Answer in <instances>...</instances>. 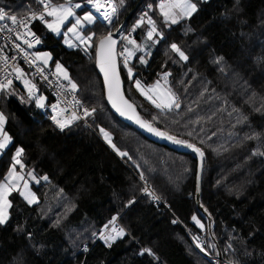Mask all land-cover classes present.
<instances>
[{
	"label": "trees",
	"instance_id": "1",
	"mask_svg": "<svg viewBox=\"0 0 264 264\" xmlns=\"http://www.w3.org/2000/svg\"><path fill=\"white\" fill-rule=\"evenodd\" d=\"M139 1L115 0L112 25L106 28L95 21L84 31L95 32L97 40L138 5L124 31L142 39L151 25L143 20L137 26V20L148 6L161 36L146 63L133 57L130 64L129 57L128 67L145 85L168 73L181 107L157 109L137 90L120 60L125 92L157 128L203 150L201 203L212 217L223 264H264V0H196V11L176 23L165 19L158 6L161 0ZM41 4L0 0L6 18ZM89 9L84 4L77 13ZM36 29L43 36L37 52L52 55L50 63L38 55L40 62L52 67L56 61L64 62L80 98L95 112L87 116L90 126L79 122L61 129L18 85L11 83L2 91L0 107L11 143L0 156V181L19 148L23 167L15 166L26 177L33 171L41 179L29 182L37 202L30 204L20 189L10 195L9 218L0 225V264H218L207 218L196 204L195 154L145 137L111 111L94 47L89 52L69 48L63 43L64 33L57 35L46 24ZM172 44L188 59H181ZM101 127L131 159L120 156L102 138ZM144 182L168 202L169 209L152 204L143 191ZM115 215L124 235L109 244L100 238L89 251H81V245L91 242L94 233H103ZM195 234L204 240L200 249L194 244ZM145 248L155 255H141Z\"/></svg>",
	"mask_w": 264,
	"mask_h": 264
},
{
	"label": "built area",
	"instance_id": "2",
	"mask_svg": "<svg viewBox=\"0 0 264 264\" xmlns=\"http://www.w3.org/2000/svg\"><path fill=\"white\" fill-rule=\"evenodd\" d=\"M171 2L170 0H163ZM76 0H64L62 3H76ZM82 2V1H81ZM99 9L94 3H89L88 0H83V4L88 6L95 13L96 18L101 21L106 27H110L117 16V6L114 0H98ZM52 2L44 0L38 9L29 10L17 17V21L13 23L11 19L5 18L0 20V84L5 87L0 88V101L2 91L11 83L21 87L26 96L35 102L43 97L40 107L49 118L57 124L67 123V126L82 122L90 126L89 120L84 116L86 104L79 96L78 86L75 90L71 88V84L66 79L61 78L52 66H46L40 62L37 49L42 42L43 36L37 31L36 26L47 24L50 17L47 12L52 8ZM74 5V4H73ZM50 6V7H48ZM115 9V11H113ZM104 14H108L109 19L104 18ZM43 15V19L39 18ZM142 18L146 16L145 11L139 13ZM31 44V47H29ZM124 45L119 46L118 53L123 51ZM127 56V53L124 54ZM124 56H120V60L124 61ZM19 69V72L16 70ZM31 89V95L29 90ZM177 101L181 102V96L177 91H174ZM0 113L1 107H0ZM75 115L76 119H72ZM56 117V121L52 118ZM58 125V124H57ZM145 187L149 191H154L160 197L159 200H153L152 204L162 210L169 209L168 202L159 195L148 183L144 182ZM116 219L110 220L111 223L102 233L96 232L92 235V241L85 242L81 245V251H89L92 244L102 238L103 234L109 231L119 230L120 225L118 216ZM195 239V238H194ZM200 245L203 244L201 237L196 236ZM195 239V240H196ZM227 264H233L225 261Z\"/></svg>",
	"mask_w": 264,
	"mask_h": 264
},
{
	"label": "snow or ice",
	"instance_id": "3",
	"mask_svg": "<svg viewBox=\"0 0 264 264\" xmlns=\"http://www.w3.org/2000/svg\"><path fill=\"white\" fill-rule=\"evenodd\" d=\"M44 0H41V3H43ZM89 3H94L95 6L97 7V9H99L100 5L98 3V0H88ZM50 7V6H48ZM76 7H79V5H76ZM164 5H161V9L163 11ZM169 8L170 9H175V8H179L181 12H183L185 15H191L193 12L196 11V4L195 3H190L189 0H172V2L169 4ZM60 14L57 15L58 9L53 7L51 8V11L47 12L48 16H55L56 20L54 23H49L48 27L51 28L53 31H59L60 30V25L64 23V21L70 17L73 13L71 8H65L63 5L60 6ZM113 11H115V9H113ZM165 18L167 19L170 15L169 12H164L163 13ZM6 18L5 16V11L3 8H0V20H4ZM9 19H11V21L13 23H15L17 21V17L16 16H10L8 17ZM41 19H43V15H41V17H39ZM104 18L107 20L109 19L108 14H104ZM94 16L91 13H86L83 17V21H86L88 24L93 23L94 21ZM143 19L138 22L139 23H143ZM147 23L149 25H151V29L147 32V38L148 40H151L153 38V34L157 31L154 22L152 21L151 18H149L147 20ZM172 23H176V18L175 15L173 14V18H172ZM77 26H81L82 25V21L81 19H77L76 23L68 29L69 32H74L77 28ZM133 31H135V28L133 29ZM93 36H89L87 38L85 37H81V42L82 43H86V41H91L93 40ZM130 44H136L135 40H129ZM29 47H31V44H29ZM171 48L174 52H177L180 56L181 59L183 60H187L188 57L184 54L183 51H181L178 46L176 44H172ZM127 53V56H124V54ZM120 56H124V66L127 68L128 71V76L130 79L134 80V86L137 88V90L140 91L141 95H144L149 101H151L154 106L157 109H161V110H169L171 111L172 108H176L179 109L181 107L180 103L177 101V98L175 97V95H168L165 98L161 99V102H157L156 99H154L151 95H148L147 92L145 91L144 87H142L141 85V81L135 79L134 74H133V70L131 67H128V58L131 57L133 55V53L127 48L125 47L123 49V51H121L119 53ZM45 56H47V54H45ZM116 57H117V51H116V41L112 38V34L109 33L107 36L102 37L99 40V44L97 46V51H96V58H97V66L99 67L100 71L103 73L104 75V81H105V87L107 90V98L108 100L111 102L112 107L121 115V116H127L128 119H133L132 115H128V113L123 110V108L121 107V105H125L127 107V109L131 110L134 114H135V107L132 103H129L128 99L125 98L122 89H121V83L119 80V73L117 71L116 68ZM141 62L144 63L145 61L143 60V58H140ZM57 70L58 71H63V69L61 68V65L58 63L56 65ZM17 72H19V69L16 70ZM66 75V74H65ZM168 74L166 73L165 76H167ZM67 78V76H66ZM69 83L71 84V88L73 90H75L77 88V85L75 83H72L71 81H69ZM159 85V81H157V87ZM5 87V85L0 84V88ZM152 88H149L148 91H152ZM30 95H31V89L29 90ZM43 99V97H41L40 99H38L36 101L37 105L40 107H43V104H41V100ZM191 111V109H190ZM95 112V109H92L91 111L87 108L84 109V116H90ZM77 117H75V115L72 117V119H76ZM54 121H56V117L54 116L52 118ZM156 117H153V120H155ZM57 124L59 125V127L61 129H63L64 127L67 126V123H71V120H69L67 123H60L59 121H56ZM135 122L141 127L146 129L148 132L153 133L159 137L162 138H166L174 143L177 144H187V147L192 148L196 153L199 154V156L201 157V159H203L204 157V152L200 147H197L195 144L192 143H187L184 140H180L175 136L172 135H168L165 132L160 131L158 128L153 127V125L145 120L140 119V117L138 115L135 116ZM5 123V117L2 113H0V133H3V139L0 140V149H4L6 147V145L9 142V137L7 136L6 133L3 132V125ZM99 131L102 133L104 139L109 143V145L115 150L117 151V153L122 156V157H128L129 159H131V157L129 156V153L126 151H120L119 148H117V146L115 145V143H113L111 136L109 134L108 131H106L103 127H101L99 129ZM189 135L191 136L192 133H189ZM201 143H203V141H201ZM22 149H17L16 155L13 157L14 160V164H13V169H10V172L13 171L15 169V165L16 164H20L21 167H23L21 161L18 159V157L21 155L22 153ZM28 175H33L32 173H29ZM7 179V178H6ZM17 180H23L24 178L21 176H17L16 177ZM44 179L46 180L47 177H44ZM141 179L145 180V176L143 174V172H141ZM198 179H199V174H198ZM25 187H27V183H25ZM12 185H6V184H0V225H3L7 222L9 215H8V210L11 208V203L8 200V196L10 194ZM143 191H145L147 194H149L153 200H159L160 197H158L154 191H149L148 187H145L143 189ZM21 195H23V193H21ZM29 195H32L31 193ZM26 199L28 197H25ZM36 198L34 195H32V198L28 200V202L31 204L33 202H35ZM129 203H132V201H129ZM116 219V217H113V221ZM192 219L194 221L197 222V224H199L200 222L197 220L196 216H193ZM111 223V222H110ZM175 223V221H174ZM202 226V225H201ZM107 227V226H106ZM118 235L122 236L124 235V230L120 229ZM117 237H108V239H116ZM197 247H200L199 244H197ZM229 247H231V245H229ZM201 251H204L203 248H201ZM147 253L148 255H155L151 249L145 248L142 250L141 255Z\"/></svg>",
	"mask_w": 264,
	"mask_h": 264
},
{
	"label": "rangeland",
	"instance_id": "4",
	"mask_svg": "<svg viewBox=\"0 0 264 264\" xmlns=\"http://www.w3.org/2000/svg\"><path fill=\"white\" fill-rule=\"evenodd\" d=\"M115 1V0H114ZM171 2H172V0H170ZM171 2H164L163 0H161V1H159L158 2V6H159V9L162 11V9H161V5H164V8H163V11H162V13H164V12H172V13H170V15H169V17L166 19L168 22H171L172 23V18H173V14L175 15V18H176V22H178L179 20H181V18H183V17H188L189 15H185L183 12H181L180 11V9L179 8H175V9H170L169 8V4L171 3ZM189 2L190 3H195L196 4V8H197V2H196V0H189ZM64 4H66V5H64V7L65 8H71V10H72V15L70 16V17H68L65 21H64V23L63 24H61L60 25V30L57 32V31H53L51 28H49V29H51V31H53V32H55L56 34H60V33H65V34H67L68 35V37L70 38V45L72 46V47H82V48H85L86 47V51L87 52H89L90 50L92 51V49H93V47L96 49V43H97V41H98V39L96 40V35H95V32H91V33H87V32H85L84 31V28L86 27V26H89V25H86L87 23H86V21H83V17H84V15L86 14V13H91L93 16H94V18H95V20L96 21H100V20H98L97 18H96V15H95V13L94 12H92L90 9L89 10H86V11H84V12H82L81 13V15L80 14H78L77 12H78V9H81L82 7H83V2H81V1H78V2H76V3H73V4H70V3H64ZM116 4V3H115ZM76 5H79V7H76ZM53 7H55V8H57L58 9V12H57V15H59L60 14V11H59V9H60V5L58 4V3H53L52 4V8ZM51 11V10H50ZM142 11H145V14H146V16L147 15H149L148 14V6H144L143 7V10H141L140 12H142ZM194 13V12H193ZM192 13V14H193ZM191 14V15H192ZM190 15V16H191ZM165 17V16H164ZM149 18H151L152 19V21L155 23V20L152 18V17H147V18H139L138 20H137V24H138V22H140L142 19L143 20H148ZM77 19H81V21H82V25H83V27H81V26H77V28H76V30L74 31V32H69L68 31V29L69 28H71L75 23H76V20ZM55 20H56V17L55 16H52L51 17V19L49 20V22L47 23V27H48V24L49 23H54L55 22ZM100 23H101V21H100ZM123 23V22H122ZM121 23V24H122ZM94 24V23H93ZM92 24V25H93ZM102 24V23H101ZM120 24V25H121ZM139 24H142V23H139ZM65 25H67V26H65ZM120 25L117 27V28H114V30L113 31H111L110 33H112V32H115V31H117L118 29H119V27H120ZM63 26V27H62ZM70 26V27H69ZM105 26V25H104ZM69 27V28H68ZM106 27V26H105ZM107 28V27H106ZM151 29V26H150V28H149V30ZM136 30V29H135ZM148 29H147V31H146V34H145V36L144 37H142V39H136L135 38V36L132 34H128V35H126L125 36V38H124V46L125 47H127L132 53H133V55L130 57V64H131V62L133 61V60H131L133 57H135V58H137L138 57V61L139 62H141V59L140 58H143V60L145 61L144 63H146L147 62V59H148V56L153 52V49H154V47H155V44H157V41H158V39L160 38V36H161V33L158 31V29L156 28V32L153 34V38L151 39V40H148V38H147V32L149 31ZM131 33H133L134 31L132 30V31H130ZM89 36H93L94 38H93V40H91V41H86V43H83L82 44V42H81V37H85V38H87V37H89ZM129 40H135L136 41V44H130L129 43ZM43 52H47V51H43ZM41 59L42 60H45V59H47L46 58V56L44 55V53H41ZM94 58H95V56H94ZM44 63H45V61H43ZM60 64L61 65V68L63 69V71H58L57 70V67H56V65L57 64ZM122 64H124V62H122ZM53 66H54V68H55V72L61 77V78H63V79H66L67 81H71L72 83H74V78L72 77V75H71V72H70V69H69V67L64 63V62H62V61H56L55 63H53ZM66 74V75H65ZM165 74L166 73H162L161 75H160V77L156 80V81H159V85H158V87L156 86L157 85V82L155 83V84H150V85H145V84H143L142 82H141V85L144 87V89H145V91L147 92V94L148 95H151L154 99H156V100H158L159 102H161V99L162 98H165L166 97V95L163 93V89H167L170 93H171V90H170V85H169V81H168V77H169V75H167V76H165ZM168 74V73H167ZM66 76H67V78H66ZM149 88H152L153 90L152 91H148V89ZM159 91H161L162 93H163V97H162V95L160 94V92ZM172 95H174L173 94V92H172ZM168 96V95H167ZM106 130V129H105ZM106 131H108V130H106ZM109 132V131H108ZM6 133V132H5ZM7 134V136L10 138V136L8 135V133H6ZM100 134H101V136H102V138L104 139V137H103V135H102V133L100 132ZM109 134H110V136H111V139H112V135H111V133L109 132ZM3 139V137L2 138H0V140H2ZM105 140V139H104ZM106 141V140H105ZM113 141V140H112ZM9 142L11 143V139H9ZM107 142V141H106ZM108 143V142H107ZM109 144V143H108ZM19 149H21V148H19ZM18 159H19V157H18ZM32 174L33 175H29V177H26L25 179L26 180H28L27 181V194L25 195L26 197H28L27 199L29 200V199H31L32 198V195H34L35 196V198H36V200H35V202H37L38 201V197H37V195H36V193H35V191L32 189V187H30L29 186V182H31V180H33L34 182H38L41 178L40 177H38L33 171H32ZM10 175H11V172H10ZM45 177V176H44ZM44 177H43V179H44ZM149 184V183H148ZM150 185V184H149ZM151 186V185H150ZM32 194V195H29V194ZM35 202H33V203H35ZM198 220V219H197ZM201 220V219H200ZM202 227V235H205V228H204V226L202 225L201 226ZM118 233H119V230H114V231H109V232H107L106 234H103L102 235V240L104 241V242H106V243H111V242H113L114 240H116L117 238H119V237H121L120 235H118ZM123 236V235H122ZM194 237H193V239L195 238L196 239V236H198L197 234H195V235H193ZM108 237H117L116 239H114V240H112V239H108ZM194 239V244H195V246L197 247V244H199V242L197 241V239L195 240ZM202 239V238H201ZM203 240V239H202ZM203 244H204V240H203ZM202 244V245H203ZM200 245V244H199ZM202 245H200V247L202 246ZM200 247H197V249L199 248L200 249ZM212 256L210 257V259H213V260H215V255H213V254H211ZM217 258V257H216Z\"/></svg>",
	"mask_w": 264,
	"mask_h": 264
},
{
	"label": "water",
	"instance_id": "5",
	"mask_svg": "<svg viewBox=\"0 0 264 264\" xmlns=\"http://www.w3.org/2000/svg\"><path fill=\"white\" fill-rule=\"evenodd\" d=\"M143 0H140L138 4H140ZM138 6V5H137ZM136 6V7H137ZM135 7V8H136ZM135 8L131 11V13L135 10ZM130 13V14H131ZM130 14L128 15V17L130 16ZM128 17L123 21V23L120 25L119 29L115 32H112V38L116 41V51H117V57H116V68H117V71L119 73V80H120V83H121V89H122V92L125 96L126 99H128L129 103H132L135 107V114L127 109V107L125 105H121V107L123 108V110H125L128 115H132L133 116V119H128L127 116H121L113 107H112V104L111 102L108 100L107 98V90H106V87H105V81H104V75L103 73L100 71L99 67L97 66V58H96V51H97V46L99 44V40L104 37V36H107V35H104L102 36L101 38L98 39L97 43H96V49H95V66H96V69L98 71V73L100 74L102 80H103V85H104V90H105V100H106V103L108 104L109 108L111 109V111L122 121H124L125 123L129 124L130 126L134 127L137 131H139L140 133H142L145 137L157 142V143H160V144H163V145H166L174 150H177L179 152H184V153H194L195 156L197 157V182H198V188H197V195H196V204H197V208L199 210V212L207 218V227H208V231L212 237V240L215 242V245L217 247V251H218V264H223V261H222V251H221V248L216 240V238L214 237L213 235V220H212V217L210 216V214L206 211V209L204 208V206L202 205L201 203V174H202V167H203V159H201V157L199 156L198 153H196L192 148H189L187 147V144H177V143H174L166 138H162V137H159L153 133H150L148 132L146 129L144 128H141L136 122H135V116L138 115L140 117V119L142 120H145L149 123H151L150 121H148L147 119H145L143 117V115L141 114V112L139 111L137 105L127 96L126 92H125V84H124V79L122 77V72H121V65H120V58H119V53H118V50H119V46H120V43L124 40L125 38V31H124V23L127 21ZM153 125V127H156L153 123H151ZM157 128V127H156ZM160 131L162 132H165L163 131L162 129L158 128ZM166 133V132H165ZM168 134V133H167ZM170 135V134H168ZM198 174H199V179H198Z\"/></svg>",
	"mask_w": 264,
	"mask_h": 264
},
{
	"label": "crops",
	"instance_id": "6",
	"mask_svg": "<svg viewBox=\"0 0 264 264\" xmlns=\"http://www.w3.org/2000/svg\"><path fill=\"white\" fill-rule=\"evenodd\" d=\"M60 6L61 5H66V4H64V3H58ZM170 13H172V12H170ZM52 17V16H51ZM51 19V18H50ZM96 20L94 19V21H93V23L95 22ZM87 23V22H86ZM93 23H91V24H86V25H92ZM63 27V26H62ZM70 27V26H69ZM68 27V28H69ZM49 28V27H48ZM51 30V29H50ZM55 33V32H54ZM56 34V33H55ZM58 35V34H57ZM63 43L67 46V47H69V48H74V47H72L70 44V38L68 37V35L67 34H65L64 33V38H63ZM83 44V43H82ZM81 49L82 50H84L85 52H87L86 50V47L85 48H82L81 47ZM41 53H44V55L45 54H47V56H46V58L47 59H45V60H43V61H45L46 63H50V61H51V59H52V55H51V53L49 52V51H47V52H43V50H41V52L40 53H38V55L39 56H41ZM157 81H155L153 84H155ZM143 87V86H142ZM170 90H171V93L167 90V89H163V93L166 95V97H167V95H172V92H173V94H174V91L170 88ZM160 92V94L162 95V97H163V93L161 92V91H159ZM144 96V95H143ZM145 97V96H144ZM146 98V97H145ZM157 102L159 103V101L157 100ZM4 125H5V123H4ZM4 125H3V132L5 133V130H4ZM3 137V133H0V138H2ZM11 139V138H10ZM10 144V142H8V144L6 145V147L8 146ZM5 147V148H6ZM4 148V149H5ZM4 149H0V156H1V154H2V152H3V150ZM10 169H13V166H11V168ZM17 176H21V177H23L24 179L23 180H17L16 179V177ZM7 178V179H6ZM26 178V174L23 172V170H21L20 168H18V167H16L15 166V169L13 170V171H11V175H10V170H9V172H8V174L6 175V177L4 178V180H2V181H0V184H6V185H12V188H11V191H10V194H9V196H8V200L10 201V195H11V193L14 191V190H17V189H20V191H21V193H23L24 195L26 194V191H27V188L28 187H25V183H27V180L25 179ZM10 210V209H9ZM9 210H8V215H9Z\"/></svg>",
	"mask_w": 264,
	"mask_h": 264
},
{
	"label": "bare ground",
	"instance_id": "7",
	"mask_svg": "<svg viewBox=\"0 0 264 264\" xmlns=\"http://www.w3.org/2000/svg\"><path fill=\"white\" fill-rule=\"evenodd\" d=\"M217 261H218V256H217ZM222 261H223V254H222Z\"/></svg>",
	"mask_w": 264,
	"mask_h": 264
}]
</instances>
